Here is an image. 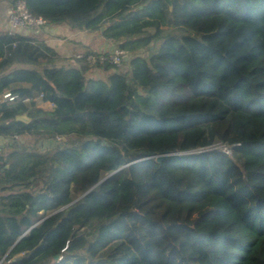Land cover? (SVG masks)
<instances>
[{"label":"trees","instance_id":"obj_1","mask_svg":"<svg viewBox=\"0 0 264 264\" xmlns=\"http://www.w3.org/2000/svg\"><path fill=\"white\" fill-rule=\"evenodd\" d=\"M25 5L71 29L113 21L103 36L147 55L86 78L0 30V96L17 94L0 102V264H264V0Z\"/></svg>","mask_w":264,"mask_h":264},{"label":"crops","instance_id":"obj_2","mask_svg":"<svg viewBox=\"0 0 264 264\" xmlns=\"http://www.w3.org/2000/svg\"><path fill=\"white\" fill-rule=\"evenodd\" d=\"M10 3V0L0 1V30H12L23 35L38 36L60 55L69 57L76 56L79 52L87 49L111 51L117 47V44L104 37L101 31L71 29L66 24H46L37 31L27 27L11 29L4 17V10ZM98 33L102 35L101 39L97 37ZM0 139L4 138L0 136Z\"/></svg>","mask_w":264,"mask_h":264},{"label":"built area","instance_id":"obj_3","mask_svg":"<svg viewBox=\"0 0 264 264\" xmlns=\"http://www.w3.org/2000/svg\"><path fill=\"white\" fill-rule=\"evenodd\" d=\"M5 19L9 23L11 29L17 27H27L33 30H39L45 26L46 20L40 16H33L26 8L25 0H16L11 2L5 11ZM12 31V30H10ZM15 32V31H12ZM130 51L127 49L115 47L111 51H88L79 52L75 57L83 59L87 64L94 66L111 65L113 67L120 66L129 57ZM37 95L36 98H39ZM17 99V94L11 91H5L0 96V102L2 101H14ZM28 97L22 99L23 102H27Z\"/></svg>","mask_w":264,"mask_h":264},{"label":"rangeland","instance_id":"obj_4","mask_svg":"<svg viewBox=\"0 0 264 264\" xmlns=\"http://www.w3.org/2000/svg\"><path fill=\"white\" fill-rule=\"evenodd\" d=\"M5 11H6V8L4 10V17H5ZM147 30H149L150 32L154 31L153 28H147ZM97 37L101 39L102 35L100 33H98ZM91 51H93V50H91ZM105 52H107V51H105ZM135 55L145 56V55H147V51L145 49H139V50H136V51H131L130 54H129V57L127 58V60H125L123 63L120 64V66L115 67V68L122 69V70H124L125 68H128L129 67V63H130V59L133 56H135ZM89 66L92 67V68H91V70L85 72V77L86 78H93V79H96V78L100 79L101 78V79H103L105 74L107 73V71L103 70L100 66H94V65L93 66L89 65ZM35 104L36 105H42V103H41L39 98L35 99ZM57 140H59V139L57 138ZM15 141L17 143H22L26 147H30L32 149H35L37 147H40L41 149H44L46 143H48L49 146L54 144V143H49L47 140L34 139V137L27 136V135L17 136L15 138ZM8 142H12V139H10V138L0 139V143H1L0 147L3 149L4 152L10 151L12 149L11 146L7 145Z\"/></svg>","mask_w":264,"mask_h":264},{"label":"water","instance_id":"obj_5","mask_svg":"<svg viewBox=\"0 0 264 264\" xmlns=\"http://www.w3.org/2000/svg\"><path fill=\"white\" fill-rule=\"evenodd\" d=\"M163 2L167 5V8H168V11H169V15L170 16H172V0H163ZM142 5H139V7H141ZM113 21H111V22H109V23H107V24H105V25H103V26H101V28H100V30L102 31L105 27H107V26H109L111 23H112ZM16 119H19V120H23V121H28V117L26 116V115H17L16 116ZM49 143H52V140H47ZM170 154V152L169 151H163V152H161V153H159V154H157L156 155V160L157 161H160L161 159H163L165 156H167V155H169ZM96 185V184H95ZM95 185H93L92 187H94ZM91 187V188H92ZM90 188V189H91ZM83 194H85V193H83ZM83 194H81L80 196H82ZM79 196V197H80ZM79 197H77V198H79Z\"/></svg>","mask_w":264,"mask_h":264}]
</instances>
